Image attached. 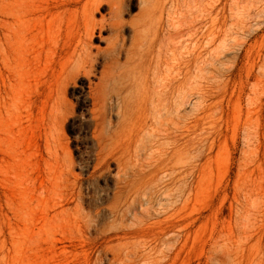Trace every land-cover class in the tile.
Listing matches in <instances>:
<instances>
[{
  "label": "rangeland",
  "instance_id": "rangeland-1",
  "mask_svg": "<svg viewBox=\"0 0 264 264\" xmlns=\"http://www.w3.org/2000/svg\"><path fill=\"white\" fill-rule=\"evenodd\" d=\"M0 264H264V0H0Z\"/></svg>",
  "mask_w": 264,
  "mask_h": 264
},
{
  "label": "bare ground",
  "instance_id": "bare-ground-1",
  "mask_svg": "<svg viewBox=\"0 0 264 264\" xmlns=\"http://www.w3.org/2000/svg\"><path fill=\"white\" fill-rule=\"evenodd\" d=\"M91 33H92V31L90 30L88 33H87V36H90L91 35ZM84 47H82L81 49H83ZM78 58H82V59H84V58H86V55H84V57L82 56V53H79L78 54Z\"/></svg>",
  "mask_w": 264,
  "mask_h": 264
}]
</instances>
